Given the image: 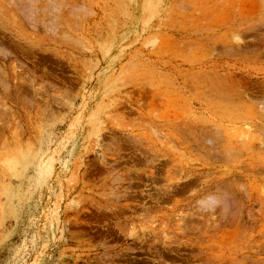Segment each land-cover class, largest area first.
Masks as SVG:
<instances>
[{
	"label": "rangeland",
	"instance_id": "1",
	"mask_svg": "<svg viewBox=\"0 0 264 264\" xmlns=\"http://www.w3.org/2000/svg\"><path fill=\"white\" fill-rule=\"evenodd\" d=\"M0 264H264V0H0Z\"/></svg>",
	"mask_w": 264,
	"mask_h": 264
}]
</instances>
